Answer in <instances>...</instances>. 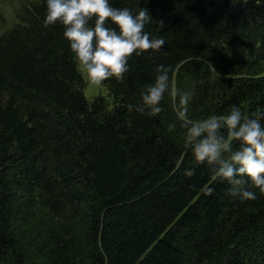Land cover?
I'll list each match as a JSON object with an SVG mask.
<instances>
[{
  "label": "trees",
  "instance_id": "trees-1",
  "mask_svg": "<svg viewBox=\"0 0 264 264\" xmlns=\"http://www.w3.org/2000/svg\"><path fill=\"white\" fill-rule=\"evenodd\" d=\"M23 2L0 33V264H264V194L242 200L195 161L169 96L129 111L165 64L193 121L264 113V0H112L166 40L103 82L112 107L86 96L46 0Z\"/></svg>",
  "mask_w": 264,
  "mask_h": 264
},
{
  "label": "clouds",
  "instance_id": "clouds-1",
  "mask_svg": "<svg viewBox=\"0 0 264 264\" xmlns=\"http://www.w3.org/2000/svg\"><path fill=\"white\" fill-rule=\"evenodd\" d=\"M46 9L44 25L64 26L63 36L78 67L93 85L112 77L123 79L133 54L158 52L166 43L164 37L146 30L153 19L147 8L116 7L112 0H46ZM173 71L171 65H157L151 81L140 86L138 103L129 105V111L158 115L169 96L184 129L183 143L195 161L207 165L214 179L227 181L240 199H258L257 192L246 185L264 194V113L246 115L233 105L226 114L212 113L193 121L189 106L195 92L178 87ZM169 127L175 130L176 124ZM194 173V168L185 169L187 177Z\"/></svg>",
  "mask_w": 264,
  "mask_h": 264
},
{
  "label": "rangeland",
  "instance_id": "rangeland-1",
  "mask_svg": "<svg viewBox=\"0 0 264 264\" xmlns=\"http://www.w3.org/2000/svg\"><path fill=\"white\" fill-rule=\"evenodd\" d=\"M23 1L27 0H0V33L8 30L16 22L17 14L24 3ZM82 73L86 80L84 91L88 99L92 101L94 96L105 95L110 99L112 107V97L109 95L108 87L104 83L100 85L91 84L86 73L83 71Z\"/></svg>",
  "mask_w": 264,
  "mask_h": 264
}]
</instances>
